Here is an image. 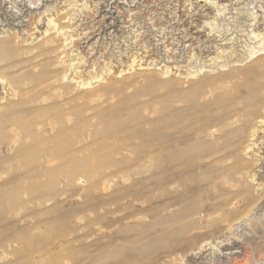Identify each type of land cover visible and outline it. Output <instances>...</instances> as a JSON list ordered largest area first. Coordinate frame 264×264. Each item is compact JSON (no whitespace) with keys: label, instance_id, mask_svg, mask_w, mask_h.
Returning a JSON list of instances; mask_svg holds the SVG:
<instances>
[{"label":"rangeland","instance_id":"1","mask_svg":"<svg viewBox=\"0 0 264 264\" xmlns=\"http://www.w3.org/2000/svg\"><path fill=\"white\" fill-rule=\"evenodd\" d=\"M36 1L0 0V37L69 3ZM70 1L96 48L80 79L99 77L52 72L1 144L0 264H264V127L241 129L264 74L211 67L264 34V0ZM144 50L150 69L127 70Z\"/></svg>","mask_w":264,"mask_h":264},{"label":"bare ground","instance_id":"2","mask_svg":"<svg viewBox=\"0 0 264 264\" xmlns=\"http://www.w3.org/2000/svg\"><path fill=\"white\" fill-rule=\"evenodd\" d=\"M65 1H69L66 4L68 8L65 10L63 8L48 9L45 11L43 18H41L40 14L28 15L27 21H22L25 22L23 26L26 28L23 36L20 37V32H17V30H14L12 33L7 30L0 37V85L4 89V95L0 96V146L2 144V147H5L8 152L12 148L13 140H6L5 137L11 138L17 136L18 123L20 122L18 114L23 110L22 108L25 105L36 102L40 98L41 86L48 81L50 74L52 72H60L63 76V83L67 81L63 85L66 88L69 85V80L76 81L81 78L80 73L86 71L85 65L87 61L85 59L90 58V51L96 49L92 47L89 51L84 52L82 43L93 32L85 33L83 32L85 29L81 30V25L79 27L76 25V21L74 20L77 17V13H81V11L76 7L75 2L70 0ZM115 1L117 2L118 0ZM33 2L36 4L37 1L33 0ZM106 3L104 7L108 6L109 1H106ZM251 16L253 20L257 17L254 14ZM43 19L46 21L45 29L40 33L38 26ZM71 22L72 24H70ZM109 25L114 24L110 23ZM74 37H77V39H74ZM245 38L249 39V41H254L253 46H250L251 43L248 41L245 44L248 50L244 49L243 52H237L231 47L228 51L219 52L213 59L214 62L211 67L224 68L230 62L233 64L250 62L249 66L241 72L249 80H252L258 74H264V56L257 54L260 48L264 50V34L258 27L254 26L246 32ZM81 40L83 41L80 42ZM258 45L261 46L259 47ZM145 53L146 50L141 53L137 51L131 53L128 65H124V67L127 70L134 66H138L140 70L150 69V65L153 64L155 57L151 61H148V57L144 56ZM145 57L147 58L144 60ZM50 59L53 63H51ZM160 61L156 60L158 64H160ZM111 65L110 63L101 66L100 71H103V73L106 71L110 72L113 67ZM83 67L85 68L81 69ZM114 67L118 68L120 65ZM164 69L162 74H167L168 68L165 67ZM198 69L193 74H190V78L198 73ZM91 71H93V66H91ZM71 76H73L72 79H69ZM98 77L97 74L92 75L89 79H80L76 83L88 87L92 80ZM259 103L248 112L247 116L249 118L243 120V126H241L242 131L249 138L259 136L261 128L264 127V97ZM232 188L228 191L224 190V193L232 196L240 193V191ZM227 203L225 204L227 205Z\"/></svg>","mask_w":264,"mask_h":264}]
</instances>
